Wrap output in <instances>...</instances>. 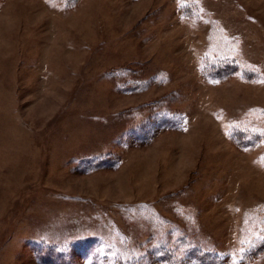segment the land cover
I'll return each mask as SVG.
<instances>
[{
    "label": "rangeland",
    "instance_id": "obj_1",
    "mask_svg": "<svg viewBox=\"0 0 264 264\" xmlns=\"http://www.w3.org/2000/svg\"><path fill=\"white\" fill-rule=\"evenodd\" d=\"M214 26L257 77H203ZM244 122L264 127V0H0V264H112L116 243L264 264L242 260L264 228Z\"/></svg>",
    "mask_w": 264,
    "mask_h": 264
},
{
    "label": "trees",
    "instance_id": "obj_2",
    "mask_svg": "<svg viewBox=\"0 0 264 264\" xmlns=\"http://www.w3.org/2000/svg\"><path fill=\"white\" fill-rule=\"evenodd\" d=\"M64 8L72 7L78 0H59ZM184 14L187 13V9L190 10L186 4H181ZM215 38L212 39V45L209 47L210 50H213V54L203 56L200 62V71L209 82H216L222 80L226 77H229L235 72H241L245 78L251 79L254 76H258V73L253 70L249 64H247L243 59L239 60L236 54L233 51L239 50V43L236 37H230L223 32L222 29L214 26ZM222 50H226L224 53ZM233 50V51H231ZM250 123V124H248ZM230 137L235 140L236 144L241 146L251 145L260 141L264 138V127L257 125L252 122H244L241 124H236L231 126L229 131ZM263 163H264V154ZM263 234L256 238L245 250L246 253L243 254L242 260L251 259L256 257L259 253L264 250V228ZM118 246V253L113 252V255L116 258L113 259L112 264H145L151 259L149 252L151 249L146 251H137L131 253L128 246L121 247ZM165 247L164 244L159 243L155 245L154 249L162 250ZM108 249H112L108 247ZM153 254V253H152ZM155 253V257H156ZM169 253L165 250V253L158 254V257L163 261H168Z\"/></svg>",
    "mask_w": 264,
    "mask_h": 264
}]
</instances>
